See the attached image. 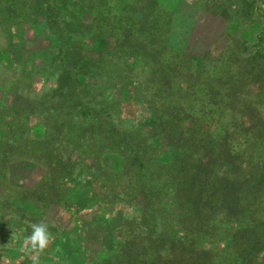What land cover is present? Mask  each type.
Wrapping results in <instances>:
<instances>
[{
	"label": "trees",
	"instance_id": "trees-1",
	"mask_svg": "<svg viewBox=\"0 0 264 264\" xmlns=\"http://www.w3.org/2000/svg\"><path fill=\"white\" fill-rule=\"evenodd\" d=\"M191 8L0 0V221L52 237L26 264H264V0Z\"/></svg>",
	"mask_w": 264,
	"mask_h": 264
},
{
	"label": "rangeland",
	"instance_id": "rangeland-1",
	"mask_svg": "<svg viewBox=\"0 0 264 264\" xmlns=\"http://www.w3.org/2000/svg\"><path fill=\"white\" fill-rule=\"evenodd\" d=\"M168 6H174L177 0H161ZM194 0H181V11H189L191 8V3ZM4 42V41H3ZM20 70H17V74ZM9 85H12L13 79L9 78ZM22 83H25L23 81ZM3 94V93H2ZM2 97V95H0ZM121 209V207L117 206L116 209ZM127 208H124V215L122 218H130V212ZM29 219H1L0 224L8 223L9 226L4 229L6 231L5 235H1L0 237V264H26L23 262L26 257L27 251H29L24 244V240L26 238V226L28 225ZM61 219H52L53 223H60ZM111 219H108V221ZM123 219H120V221ZM49 221V219H46ZM63 221V220H62ZM2 226H0L1 228ZM1 230V229H0ZM59 234V231H57ZM82 237L81 235L79 236ZM84 239V238H83ZM74 240V239H73ZM72 251L70 253H75L77 248L76 241H70ZM92 248H89L86 256H89V253L92 251ZM56 251L59 253V256H64V252L61 249L56 248Z\"/></svg>",
	"mask_w": 264,
	"mask_h": 264
},
{
	"label": "clouds",
	"instance_id": "clouds-1",
	"mask_svg": "<svg viewBox=\"0 0 264 264\" xmlns=\"http://www.w3.org/2000/svg\"><path fill=\"white\" fill-rule=\"evenodd\" d=\"M29 227L31 233L24 240L25 247L37 256L43 254L52 241L47 223H31Z\"/></svg>",
	"mask_w": 264,
	"mask_h": 264
}]
</instances>
